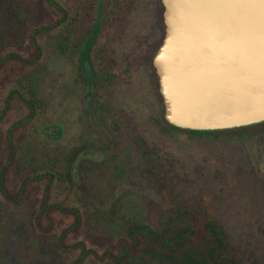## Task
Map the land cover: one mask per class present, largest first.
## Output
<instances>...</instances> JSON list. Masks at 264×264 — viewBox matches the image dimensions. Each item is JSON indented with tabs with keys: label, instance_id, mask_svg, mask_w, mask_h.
Listing matches in <instances>:
<instances>
[{
	"label": "rangeland",
	"instance_id": "rangeland-1",
	"mask_svg": "<svg viewBox=\"0 0 264 264\" xmlns=\"http://www.w3.org/2000/svg\"><path fill=\"white\" fill-rule=\"evenodd\" d=\"M56 1L69 9L74 37L84 44L79 54L85 56L92 28L102 21L105 0ZM27 2L21 39L16 37L20 28L15 27L14 12L10 6H0V54L23 42L26 57L32 56L29 27L57 20L58 14L45 13L38 0ZM121 3L124 12L101 37V54L108 58L104 70L118 72L103 90L112 112L95 110V89L81 80L75 60L43 45L47 71L40 95L46 109L39 131L28 142L44 163L63 162L72 150L84 147L74 166L76 175L82 159L102 165L90 173V189L103 195L104 201L123 198L121 210L134 212L135 205L141 206L151 219L159 215L157 205H163L153 184L161 173L169 172L178 191L189 199H205L211 206L242 264H264V136L230 139L165 132L158 122L159 99L148 64L149 50L161 35L160 5L158 0ZM34 10L39 13L29 22ZM40 39L44 41L41 35ZM4 159L0 151V164ZM111 162L114 166L106 167ZM102 206L108 208V204ZM30 212L0 205V264H60L50 246L41 243L32 230Z\"/></svg>",
	"mask_w": 264,
	"mask_h": 264
},
{
	"label": "trees",
	"instance_id": "trees-1",
	"mask_svg": "<svg viewBox=\"0 0 264 264\" xmlns=\"http://www.w3.org/2000/svg\"><path fill=\"white\" fill-rule=\"evenodd\" d=\"M158 3L161 35L149 50L148 64L155 79L160 106L158 122L163 130L192 137L244 139L264 136V123L225 131L197 132L176 128L165 120L159 77L153 65L166 34L165 8L162 0ZM38 4L44 5L45 13H57L58 18L50 25L29 27L28 43L34 48L33 55L26 57L23 42L0 54V151L5 158L0 164V205L32 210V230L41 243L50 246L60 264H242L238 250L211 206L205 199H189L178 191L175 181L169 180V172L161 173L158 183L153 184L163 205H157L159 215L151 219L141 206L135 205L134 212L121 210L119 204L123 198L104 201L103 195L90 189V173L102 165L82 159L76 175L74 166L85 152L84 147L72 150L63 162L52 163H44L33 151L34 145L27 138L39 131L46 109L40 95V85L47 71L43 45L75 60L81 80L91 83L95 89V110L112 112L103 90L112 84L118 72L104 70L108 58L101 54V37L125 10L121 0H105L102 21L92 28L83 56L79 51L84 44L74 37L75 25L70 21L69 9L56 0H38ZM1 5L10 6L14 12L15 27L20 28L16 37L21 39V29L26 27L27 0H0ZM34 12L36 14L29 13V22L39 13ZM43 16L41 20H46ZM40 35L44 37V41L40 39L43 44L38 40ZM74 40L78 42L74 44ZM115 128L119 127L115 124ZM109 165L112 167L114 163H107L106 167ZM101 204H108V208Z\"/></svg>",
	"mask_w": 264,
	"mask_h": 264
},
{
	"label": "water",
	"instance_id": "water-1",
	"mask_svg": "<svg viewBox=\"0 0 264 264\" xmlns=\"http://www.w3.org/2000/svg\"><path fill=\"white\" fill-rule=\"evenodd\" d=\"M162 3L166 34L153 65L165 120L197 132L264 123V3Z\"/></svg>",
	"mask_w": 264,
	"mask_h": 264
},
{
	"label": "snow or ice",
	"instance_id": "snow-or-ice-1",
	"mask_svg": "<svg viewBox=\"0 0 264 264\" xmlns=\"http://www.w3.org/2000/svg\"><path fill=\"white\" fill-rule=\"evenodd\" d=\"M193 2L204 3L208 2V0H193ZM261 2L264 3V0H261Z\"/></svg>",
	"mask_w": 264,
	"mask_h": 264
}]
</instances>
